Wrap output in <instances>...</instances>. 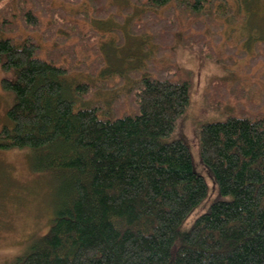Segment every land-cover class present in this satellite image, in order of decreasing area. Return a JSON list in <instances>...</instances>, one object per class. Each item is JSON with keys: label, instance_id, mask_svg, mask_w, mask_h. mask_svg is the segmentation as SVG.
I'll use <instances>...</instances> for the list:
<instances>
[{"label": "trees", "instance_id": "trees-1", "mask_svg": "<svg viewBox=\"0 0 264 264\" xmlns=\"http://www.w3.org/2000/svg\"><path fill=\"white\" fill-rule=\"evenodd\" d=\"M260 1L0 0V64L17 70L0 148L29 149L59 186L50 227L8 264H264ZM177 43L245 69L205 89L227 113L195 129L223 196L190 228L209 187L174 136L194 82ZM108 44L142 62L108 70Z\"/></svg>", "mask_w": 264, "mask_h": 264}, {"label": "rangeland", "instance_id": "rangeland-1", "mask_svg": "<svg viewBox=\"0 0 264 264\" xmlns=\"http://www.w3.org/2000/svg\"><path fill=\"white\" fill-rule=\"evenodd\" d=\"M257 10L264 15V0L256 6ZM258 21L264 24L261 16ZM244 25L245 23L240 22L238 30L241 28L244 31L246 29ZM236 34L241 36L239 31H236ZM130 39L132 44L140 41L133 36H130ZM150 45L152 47V44ZM175 48L178 64L193 70L194 82L189 115L174 136L187 142L192 153L194 169L204 175L209 187L208 195L189 212V217L183 222L184 228H190L200 213L209 210L211 203L223 196L211 168L203 160L195 129L197 123L223 120L227 118V113L207 109L204 102L205 89L213 77L220 76L226 79L244 77L245 69L242 65L244 60L234 67L235 72H231L218 61L203 59L197 52L191 51L182 44L177 43ZM122 50L108 44L110 62L108 70L116 67L127 68L142 62L139 57L142 51L138 52V60L136 58L130 60L128 59L130 54ZM6 77L16 80L17 70L14 67L4 69L0 64V128L7 123L8 108L15 102L14 91L5 89L2 85ZM57 183L58 176L53 172L35 169L29 149L0 148V264H8L15 260L28 248L30 244L28 241L36 235L46 233L54 214L53 202L55 205L58 199Z\"/></svg>", "mask_w": 264, "mask_h": 264}]
</instances>
